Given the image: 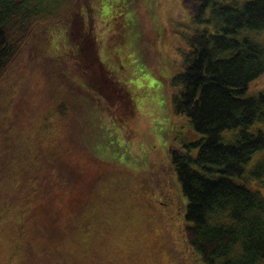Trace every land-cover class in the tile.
Wrapping results in <instances>:
<instances>
[{
  "label": "trees",
  "instance_id": "trees-1",
  "mask_svg": "<svg viewBox=\"0 0 264 264\" xmlns=\"http://www.w3.org/2000/svg\"><path fill=\"white\" fill-rule=\"evenodd\" d=\"M152 2L160 12L154 38L163 41L172 35L173 19L165 21L163 0ZM123 3L117 0L112 5ZM181 6L187 16L175 24L178 29L173 38L184 42L187 50L180 53L182 59L176 61L174 72L157 78L163 83L171 117L185 116L194 132L203 136L192 144L183 143L184 150L175 142L169 145L173 170L188 201L184 241L203 264H264V198L235 181L246 173L253 155L264 149V131L252 130L257 123L264 125V91L246 95L250 84L264 74V39L260 36L264 33V0H181ZM88 11L85 19L93 18L97 24L108 16L93 8ZM52 15L43 0H0V81L13 65L23 72L24 64L41 58L57 67L69 55L84 82V92L98 109L118 106L133 111L132 97L101 60L95 33L83 36L75 25L70 30L75 38H58L52 48L45 45L48 35L38 34V29ZM137 17L135 8L130 21ZM93 23L87 21V27L95 32ZM141 47L153 69L156 55L144 42ZM31 65L37 68L36 63ZM55 75L60 82L66 80L61 72ZM110 86L119 90H110ZM77 114L80 118L87 113L77 110ZM228 130L234 131L232 141L222 136ZM192 146L198 149L195 157L189 152ZM81 150L75 155L81 160L79 170L70 168V161L63 167V179L71 186L62 182L56 189L58 195L40 204L42 213H27L33 199L37 200L33 197L40 198L44 192L37 191L42 187L33 176L21 192L31 199L26 197V205L19 204L13 218H3L5 227L20 229L10 239L14 264H117V249L127 247L123 217L110 188L101 185V177H92L87 165L89 146ZM2 162L0 166L5 167ZM4 172L1 167V180ZM262 173L264 162L251 170L255 176ZM78 190L85 192L80 196ZM82 221L90 226H82Z\"/></svg>",
  "mask_w": 264,
  "mask_h": 264
},
{
  "label": "rangeland",
  "instance_id": "rangeland-1",
  "mask_svg": "<svg viewBox=\"0 0 264 264\" xmlns=\"http://www.w3.org/2000/svg\"><path fill=\"white\" fill-rule=\"evenodd\" d=\"M43 1L53 14L39 25L38 34L52 38H47L45 45L52 48L58 38H75L70 32L75 25L83 36L95 33L102 62L132 97L134 108L129 111L115 106L103 109L104 112L98 109L95 100L84 92V82L74 71V60L69 55L57 67L37 58L24 64L23 72L15 65L8 70L0 81V160L5 165L0 166L5 171L4 180L0 176V264H14L10 239L20 229L5 227L6 219L15 216L19 204L26 205V197L31 199L21 193L27 178L36 176L42 187L37 191H44L40 198L33 197L37 200L33 199L27 213H42L40 204L57 196L62 182H66L63 167L70 161V168L80 169L81 160L75 155L85 145L91 150L87 164L91 175L94 179L101 177V185L110 188L123 217L122 230L129 239L127 247L117 249V264H203L184 241L188 201L169 153L171 142L184 150L183 143L192 144L203 136L194 132L185 116L171 117L163 83L157 78L171 74L172 69L174 72L176 61L182 59L180 53L187 50L184 42L173 38L178 29L175 24L187 16L181 0H163L165 21L173 19L172 35L163 41L154 38L160 12L154 9L152 0H122L123 5L117 7L112 5L117 0H103L104 5L95 0ZM131 4L138 11L132 21L135 8ZM88 8L101 12L103 17L108 15L105 22L97 24L93 18L85 19V13L90 15ZM87 21L96 23L92 26L95 32L87 27ZM163 22L158 23L160 29ZM260 36L264 39V33ZM143 42L156 55L153 69L145 60ZM34 63L37 68L31 65ZM56 72L64 74L66 80L60 82ZM114 88L110 86V90ZM260 91H264V74L250 84L246 95L254 96ZM77 110L86 116L78 118ZM252 130L264 131V125L257 123ZM233 133L228 130L222 136L225 141H232ZM81 139L85 141L83 145ZM189 152L195 157L198 149L192 146ZM263 162L264 149L253 155L245 167L246 173L235 181L264 198V173L251 174ZM71 184L66 182L68 187ZM84 192L77 191L80 196ZM58 201H62V196ZM81 225L90 226L84 221Z\"/></svg>",
  "mask_w": 264,
  "mask_h": 264
}]
</instances>
